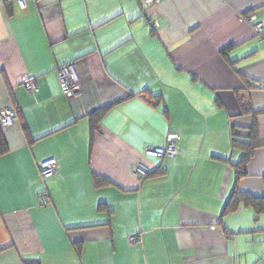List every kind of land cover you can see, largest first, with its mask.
I'll list each match as a JSON object with an SVG mask.
<instances>
[{
    "label": "crops",
    "instance_id": "1",
    "mask_svg": "<svg viewBox=\"0 0 264 264\" xmlns=\"http://www.w3.org/2000/svg\"><path fill=\"white\" fill-rule=\"evenodd\" d=\"M258 23L264 0H0V109L18 113L3 128L0 264H264V206L249 204L264 202ZM253 126L261 146L238 178L233 130ZM172 133L174 159L145 153Z\"/></svg>",
    "mask_w": 264,
    "mask_h": 264
},
{
    "label": "built area",
    "instance_id": "2",
    "mask_svg": "<svg viewBox=\"0 0 264 264\" xmlns=\"http://www.w3.org/2000/svg\"><path fill=\"white\" fill-rule=\"evenodd\" d=\"M20 7L25 9L27 7L28 0H17ZM158 0H144L145 5L152 6L157 3ZM251 19V23H252ZM264 28V23H258L255 25V30L257 33H261ZM74 67L72 64H66L59 69L61 87L63 93L68 98H72L75 96L77 87H78V80L74 74ZM26 88L29 92H35L38 90L37 86L34 83H29L26 85ZM18 120V113L16 109L13 107H4L0 109V126L3 128L9 127L12 123ZM236 133L239 136H248V131L245 129H238ZM179 141L180 136L178 134H169L167 137V142L165 147L163 148H154V147H147L145 149V153L149 156L156 157V158H169L174 159L179 153ZM133 172L141 179L145 180L151 170L149 167L138 164L133 167ZM58 171V164L56 159H49L45 162L40 163L39 165V173L43 180H48L57 175ZM40 202L42 205H47L49 203V197L47 192H42L39 195ZM137 238H133L132 241H136Z\"/></svg>",
    "mask_w": 264,
    "mask_h": 264
},
{
    "label": "trees",
    "instance_id": "3",
    "mask_svg": "<svg viewBox=\"0 0 264 264\" xmlns=\"http://www.w3.org/2000/svg\"><path fill=\"white\" fill-rule=\"evenodd\" d=\"M222 54L225 55L226 51H223ZM250 87L254 88L255 86L254 84H251ZM245 107L246 105L244 106V109L246 110ZM107 110L108 109L105 108V109H102L96 112L93 115V122L95 124L98 123ZM237 130L238 129L233 130V135H234L233 148L241 153V157H240L239 162L235 164V169L237 171L238 178H242L246 176L247 165L250 162L255 150L259 146H261V141H260L259 133H258L256 126H253L250 129H247L248 136H245V137L239 136L236 133ZM7 152H8V147H7L6 139L3 133V127L0 126V154L4 155V154H7ZM150 175H152V172L149 174V176ZM249 204L253 206L255 209H259V208L261 209L262 206H264V202H261L260 200H257V199L251 200ZM23 264H41V261L39 259L23 260Z\"/></svg>",
    "mask_w": 264,
    "mask_h": 264
},
{
    "label": "rangeland",
    "instance_id": "4",
    "mask_svg": "<svg viewBox=\"0 0 264 264\" xmlns=\"http://www.w3.org/2000/svg\"><path fill=\"white\" fill-rule=\"evenodd\" d=\"M146 6V5H145ZM2 246V245H1ZM1 248V247H0Z\"/></svg>",
    "mask_w": 264,
    "mask_h": 264
}]
</instances>
